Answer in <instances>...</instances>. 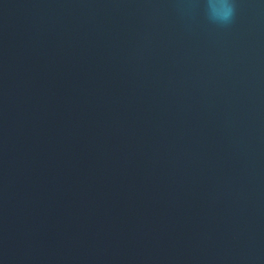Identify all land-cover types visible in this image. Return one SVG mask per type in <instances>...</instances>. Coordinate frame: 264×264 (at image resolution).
I'll return each instance as SVG.
<instances>
[{
    "label": "water",
    "instance_id": "obj_1",
    "mask_svg": "<svg viewBox=\"0 0 264 264\" xmlns=\"http://www.w3.org/2000/svg\"><path fill=\"white\" fill-rule=\"evenodd\" d=\"M0 0V264H264V0Z\"/></svg>",
    "mask_w": 264,
    "mask_h": 264
},
{
    "label": "clouds",
    "instance_id": "obj_2",
    "mask_svg": "<svg viewBox=\"0 0 264 264\" xmlns=\"http://www.w3.org/2000/svg\"><path fill=\"white\" fill-rule=\"evenodd\" d=\"M207 15L211 22L227 26L235 16L234 0H206Z\"/></svg>",
    "mask_w": 264,
    "mask_h": 264
}]
</instances>
